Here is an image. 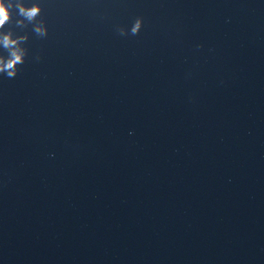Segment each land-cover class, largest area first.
<instances>
[{
  "label": "water",
  "instance_id": "95a60500",
  "mask_svg": "<svg viewBox=\"0 0 264 264\" xmlns=\"http://www.w3.org/2000/svg\"><path fill=\"white\" fill-rule=\"evenodd\" d=\"M23 2L0 264H264V0Z\"/></svg>",
  "mask_w": 264,
  "mask_h": 264
},
{
  "label": "clouds",
  "instance_id": "9594fccd",
  "mask_svg": "<svg viewBox=\"0 0 264 264\" xmlns=\"http://www.w3.org/2000/svg\"><path fill=\"white\" fill-rule=\"evenodd\" d=\"M15 11V27L24 29L28 24H33L40 15L41 9L38 5L25 6L23 0H0V49L7 53H0V74L13 79L17 76L19 66L25 63L27 49L23 45L27 42L26 35H18L12 30L5 31L6 25L13 23V12ZM140 28V21L132 27L131 33L137 34ZM32 31L39 37L47 35V30L42 24H33ZM121 35L124 31L119 30ZM39 60V57H35Z\"/></svg>",
  "mask_w": 264,
  "mask_h": 264
}]
</instances>
